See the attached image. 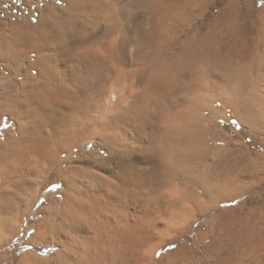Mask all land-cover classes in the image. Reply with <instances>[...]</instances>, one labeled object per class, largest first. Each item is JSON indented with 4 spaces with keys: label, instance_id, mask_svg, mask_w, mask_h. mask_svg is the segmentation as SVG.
Listing matches in <instances>:
<instances>
[{
    "label": "bare ground",
    "instance_id": "6f19581e",
    "mask_svg": "<svg viewBox=\"0 0 264 264\" xmlns=\"http://www.w3.org/2000/svg\"><path fill=\"white\" fill-rule=\"evenodd\" d=\"M219 1L156 0L153 7L147 10L155 38L151 61L134 69L117 66L115 76L108 73L105 79L97 82L98 102L90 106L95 121L103 122L108 106L119 112L127 109V118L119 125L121 134L145 147L152 153V158L145 159L143 153L125 155L112 143L97 142L86 132L83 139L95 147L86 150L93 154L80 160L78 167L93 174L101 171L102 175L107 176L110 181L116 180L117 184L120 180L131 183L130 191L133 196L129 210L134 215L139 210L142 230L151 231L154 235L151 240L141 239L135 243L125 241L110 230L109 220L105 216L97 214L95 219L89 218L88 223L92 242L85 244L77 253L78 260L74 264H236L233 218L229 216L231 210L206 217L197 235L192 237L194 226L199 222V212L205 213L220 201L231 200L244 189L239 185L241 175L232 171L236 165V156L231 155L233 152L221 153L217 146L219 135L216 123L228 106L219 108L218 103L213 105L211 96L181 91L174 85L177 72L181 68L195 69L207 63L223 68L247 67L253 58L259 57L261 49H264V8L250 6V9H241L239 0H229V5L220 10L217 9ZM26 2L29 8L34 4V0ZM92 8L93 5L85 2L77 12L80 16L79 23L86 29L95 23ZM34 15L33 10H24L19 19L0 24V31L6 32L20 26L34 30L39 23L29 20ZM124 35L123 32H117L109 35L104 43L96 44L88 52L91 65L97 69L106 64L116 65L109 58L110 46L123 40ZM105 44L109 47L106 48ZM3 66L5 76L17 74L27 78L28 62L22 67L16 64ZM38 67L32 66V72L37 77L40 76ZM64 71L69 75L73 73L68 65L64 66ZM2 78L4 77L0 76ZM241 87H244L242 76ZM21 95L26 94L21 90ZM260 96L257 88L258 104ZM43 100L58 103L60 97L58 94L48 96L45 93ZM33 103L40 105L42 111H50L40 99ZM0 112L5 115L3 109ZM242 123L245 126V122ZM248 127L264 137V129L252 125ZM0 146L9 150L23 147V142L17 139L16 128L8 132L6 140L0 142ZM67 147L66 144L57 146L56 151L61 158H65L62 149ZM80 147L83 148V140ZM229 155L231 157L228 158ZM222 156L225 157V163H222ZM72 159L78 157L74 155ZM244 160L242 162L241 159L240 162L247 165V160ZM248 163L249 167L252 165L264 171V160L252 159ZM208 171L234 178V186L229 187L225 196L209 200L198 187V174ZM34 173L31 175L46 180L53 175L62 183V175L55 168L45 170L37 166ZM261 173L252 175L250 186L256 181L264 180ZM65 192L63 188L59 191L62 195ZM0 194H3L2 190ZM88 196L104 199L96 193H88L85 198ZM202 198H206V202ZM27 206V201H20L18 207L22 211L18 215L26 213ZM162 206L167 214L161 210ZM32 241L37 247L42 244L35 236ZM170 243H177V247L157 256ZM246 256L244 248L241 264H246ZM19 264L67 262L63 259L62 252L36 250L27 252Z\"/></svg>",
    "mask_w": 264,
    "mask_h": 264
},
{
    "label": "snow or ice",
    "instance_id": "6c2138e0",
    "mask_svg": "<svg viewBox=\"0 0 264 264\" xmlns=\"http://www.w3.org/2000/svg\"><path fill=\"white\" fill-rule=\"evenodd\" d=\"M85 2L93 5L95 20L87 29L79 23L80 16L77 15ZM155 2L34 0L31 7L35 15L29 17L31 22H39L34 30L20 26L0 31V64L22 67L25 62L29 63L26 79L17 74L5 76L0 70V76L4 77L0 79V109L4 110L5 118L13 121L17 139L23 142L19 150L0 146V186H18L19 180L35 174L34 169L39 166L45 170L50 167L57 169L62 175V183L55 184L54 188L66 190L60 200L52 199L47 208L41 207L31 232L15 226L22 209L11 198V192L0 194V253L21 235L35 236L42 241L35 250L62 252L67 264H74L78 260L77 253L85 244L92 242L88 223L89 218L95 219L97 214L105 216L110 230L125 241L135 243L153 238L151 231L142 230L139 210L135 215L129 210L133 196L131 183L120 180L117 184L101 171L89 173L80 169L78 164L93 154L86 150L95 147L83 139L86 132L97 142L112 143L125 155L143 153L145 159L152 158V153L145 147L121 134L119 125L127 118V109L119 112L108 106L103 122L97 123L90 106L98 102L97 82L105 79L108 73L115 76L117 66L134 69L151 61L155 38L147 10ZM259 6L264 8V0H259ZM240 7L250 9L247 0H241ZM117 32L125 35L123 40L110 46L109 58L116 65L95 68L89 62L88 52ZM104 46L109 47L108 44ZM33 65L39 66L40 76H34ZM65 65L71 66L72 75L64 71ZM174 85L181 91L211 96L214 106L217 103L228 106L235 113L234 123L245 122V126L264 129V49L247 67L223 68L207 63L195 69L181 68ZM257 88L261 93L259 106L256 103ZM21 90L26 95H21ZM45 93L48 96L58 94L59 102L43 100ZM38 99L50 111H42L40 105L33 103ZM82 140L83 148L80 147ZM60 144L68 145L67 149H62L65 158L56 151ZM74 155L78 159H72ZM261 174L264 175V171ZM196 183L209 200H215L225 196L229 187L234 186V178L208 171L198 174ZM88 193H96L104 199L85 198ZM235 199L232 197L233 202ZM161 210L167 214L163 206ZM176 247L170 243L157 256ZM17 259L14 255L0 256V264H15Z\"/></svg>",
    "mask_w": 264,
    "mask_h": 264
},
{
    "label": "rangeland",
    "instance_id": "374dc122",
    "mask_svg": "<svg viewBox=\"0 0 264 264\" xmlns=\"http://www.w3.org/2000/svg\"><path fill=\"white\" fill-rule=\"evenodd\" d=\"M228 2L229 0H220L217 9L221 10L223 7L229 5ZM239 2L241 3V0ZM247 4L258 9L262 8L259 6V0H247ZM24 10H33L32 7L29 8L26 0H0V24H7L10 20L19 19ZM3 69V64H0V70L4 71ZM257 106H259L258 103ZM218 107L224 108L220 103H218ZM225 110V113L219 117L216 123L219 135L217 146L220 152L222 151L221 153L228 154L227 152H233L231 155L236 156V162H234L236 165L232 168V171L241 175L239 185L243 186L244 189L237 194L235 202L232 199L220 201L217 206L209 209L207 212H199V222L194 226L192 237L197 235L206 217L218 215L224 210L229 209L232 212H230L231 215L229 213V216L233 218V247L236 264H241L240 258L244 254V248L247 254L245 257L246 264H264V180L256 181L255 184L250 186L252 183L251 179H245L252 177L254 173L262 172L252 165L249 167L248 160H264V140H262L264 137L258 132L251 130L248 126H244L242 122L239 124L234 123L235 115L232 110L229 107ZM14 129L13 121L5 118V115H1L0 112V142L5 141L8 132H12ZM229 157L231 156L229 155ZM243 158L247 160V165L242 163ZM241 159L242 162H240ZM224 160L225 157L222 163H225ZM244 162L246 161L244 160ZM41 178L29 175L19 180L18 186L11 184L0 186V191L2 190L3 193L5 191L11 192V198L16 202L17 206L20 201L28 202V210L26 212L28 215L25 216L22 213L15 220V226L23 228L25 232H31L34 222L40 216L41 207L46 208L48 207L49 200H60L63 196L62 193H59L62 187L59 189L54 188L55 184L61 183L57 181V178L53 175L47 180L43 178L42 180ZM202 201L206 202V198H202ZM32 239L33 236L29 237L28 235H21L19 238L13 239L4 252L0 253V256L11 257L14 255L19 258L15 261V264H19L27 252L36 251L37 244ZM248 242L250 245H248ZM178 243L180 244L181 242ZM168 246H165L163 249H167Z\"/></svg>",
    "mask_w": 264,
    "mask_h": 264
}]
</instances>
